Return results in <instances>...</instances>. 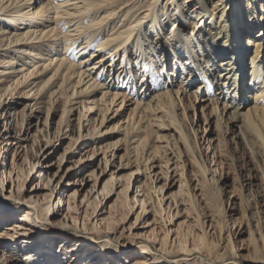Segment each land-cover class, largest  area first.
Returning <instances> with one entry per match:
<instances>
[{"label": "bare ground", "instance_id": "6f19581e", "mask_svg": "<svg viewBox=\"0 0 264 264\" xmlns=\"http://www.w3.org/2000/svg\"><path fill=\"white\" fill-rule=\"evenodd\" d=\"M10 88H19L24 107L34 101L31 112L43 111L46 127L51 110L55 112L58 108L54 105L60 103L61 122H66L67 128L58 133L70 143L59 168L41 172L40 166L50 168L51 162L42 161L54 150L58 134L44 133L42 127L30 131L29 123L21 135L10 134L18 111L10 110L13 103L0 104L6 143L16 144V160L24 158L30 163L26 179L29 173L35 177L30 195L18 196L11 187L7 190L15 209L26 208L15 222L5 223L1 234L13 237L8 246L15 239L21 245L34 239L28 236L34 230L23 223H30V215L63 224L55 216L71 206L81 221L66 222L69 225L64 227L80 234L63 240L82 244L86 258L106 256L102 264L116 259L121 248L134 243L138 244L137 259L128 261L130 264H189L184 257L195 259L196 253L209 261L205 264H228L223 262L228 255L219 243L220 234L225 233L222 242L232 252L237 247L225 221L204 215L194 206L193 193L185 181L175 179L180 173L173 170L178 166L173 142L162 143L159 134L154 141L161 143L147 149L149 133H141L142 123L151 122L166 130L165 135L172 134L171 130L185 140L183 128L189 117L183 98L191 96L195 102L199 92V102L208 104L218 117L223 110L235 128L253 137L256 150L252 151H263L258 158L264 161V0H0V96ZM47 103L50 107L45 108ZM123 108L128 111L118 127L127 135L128 146L118 155L119 138L109 141L110 135H103L99 128L111 109L110 120L125 112ZM75 111L78 113L72 120L77 135L72 134L69 124ZM78 142L84 143L81 155L87 154L62 169L65 155ZM99 154L103 166L99 173L93 172L95 179L84 178L86 170L76 181L66 180L75 166H83L85 158ZM16 168L22 174L19 163ZM168 170L173 171V177ZM142 174L147 178L145 186L137 183ZM13 180V174L4 173L1 182ZM68 184L77 186L66 188ZM43 196L51 203H42ZM115 197L117 201L109 211ZM98 198L109 201L99 213L86 210ZM118 209H122L119 216L115 213ZM190 210L194 212L193 222H175L182 212ZM153 214V221L145 217ZM130 215L133 222L128 231L133 239L123 242L122 224ZM138 227L141 230L131 231ZM97 228L105 229L100 242L91 238ZM108 228L112 230L106 231ZM119 228L123 229L119 232ZM248 236L256 251L258 245L251 231ZM136 238L140 241L135 242ZM153 248L160 252L157 258L148 255ZM28 258L23 259L33 264ZM260 258L264 260V252L254 261ZM6 260L3 257L0 264ZM13 264L20 262L13 260Z\"/></svg>", "mask_w": 264, "mask_h": 264}, {"label": "rangeland", "instance_id": "374dc122", "mask_svg": "<svg viewBox=\"0 0 264 264\" xmlns=\"http://www.w3.org/2000/svg\"><path fill=\"white\" fill-rule=\"evenodd\" d=\"M97 39L98 38H95L94 40ZM247 57H249V53ZM1 93L4 95L2 94V96H0V104L5 105V103H13L10 110L16 109L18 111L12 121L10 134L21 135L24 133L28 123L30 125V131L35 130L36 127H42L44 133L47 131L50 135L58 134L59 139L56 141L54 150L51 155L46 158V160L42 161L44 163L51 162L50 168L40 166L41 172H44L45 170H57L60 166V158L65 153L64 151L70 143V140L65 138L63 133H61L65 130V127L67 128L66 122H61L60 114L62 105H60V103L54 105V107L56 106L58 109L55 112L53 109L51 110L49 124L46 127L44 124V112L42 111L38 113L36 110H32L31 112L32 107H34L31 103L34 101H30V105L24 107L25 102H21V98L19 97V88H10L8 90L1 91ZM250 94L251 93H248V95ZM202 96L205 97V94L203 93ZM198 98H201L199 92L198 94L196 93L197 100L195 102L191 96L186 95L183 98L184 105L188 108V110H186V114L187 117H189L187 118L188 124L185 121L187 127L183 128L185 140L177 137V133L171 130L170 132H172V134L165 135L166 130L157 128V126L153 125L151 122H145L142 123L144 128L141 133H149L146 139V148H150L154 144L163 143L165 141L173 142L175 146L174 148L178 151V160L176 161L178 162V166L173 168V170L180 173V175L178 174L175 176V179L185 181L186 188L193 193L192 199L194 201V206L200 212H203L204 215H208L213 219L220 217L222 221H225L228 231H230V238L237 247L236 252H232L229 245L222 242L221 238L225 236V233L220 234L219 243H221L220 245H224V254L228 255L227 259L223 261L224 263L264 264V260L262 258H260L259 261H254L255 256H261L264 252V161L261 162L258 158L259 155L261 156V153L263 154V151L261 152V150L259 151V149H257L258 151H254L255 153H253L252 150L255 149L253 137L249 136V134L246 135L245 132H241V129L235 128V126L227 120V115H225L223 110L220 112V116L218 117L216 116L218 113H216L215 110L209 107L208 104H205V102H199ZM37 106L38 105H36V108ZM201 106L202 109L200 108ZM46 107H50V103L45 104V108ZM112 107V109H114L116 106L113 105ZM126 108H123V110H126L125 112H121V115H113V118L110 120L112 115L111 109L105 119V122L99 128L103 135H110L107 140L115 141V139L119 138L117 143V147H119L117 152L118 155L123 153V149L128 146V140L126 139L127 135L124 136L123 132L121 133L119 128L122 121L125 119V114L128 111ZM218 109H221V104L218 106ZM36 113H38V116L35 115ZM77 113L78 112L75 111L74 115L70 117V123L68 122L72 125L71 128L73 135L78 134L75 121L72 120L75 118ZM21 120H23V123ZM113 126H115V129L111 130V127ZM4 128V122L0 119V148H2L0 151V206H3L0 209V261L3 257H5L8 259L5 264H13V260L14 262H20V264H27L23 258L28 255L29 258L27 260H30L33 264L104 263L103 258H106V256H103L100 259L92 257L86 258L87 253L83 250L82 244L76 245L75 243L74 245L71 240L68 242L63 240L67 236L72 237L74 233L80 234L79 230L75 232L64 227V224L69 225L66 222H70V224H72L76 221H81L77 218L79 215L71 212V206H69L68 209H65L64 212H59V214L55 216L64 221L63 224L53 223L45 217L34 218L33 215H30V223L28 224L26 221H23V223L24 226L34 230L32 234H28V236L32 235L34 239L23 241L24 243L22 245L21 241L19 242L18 239H15V243H12L9 246L7 245L11 243L10 241L13 237H7L1 234L3 228L5 227V223L15 222L17 218L22 216L23 212L26 210L25 207L21 206L15 209L16 203L7 197V190H10L11 187L14 193L18 196L30 195L35 183V177L32 173H29V176L26 179L25 176L29 172L31 165L25 161L24 158L20 161L14 158L17 146L16 144L6 143V132H2ZM59 129L61 130L60 133H58ZM70 132L71 130L69 133ZM82 132L85 133L86 130L83 129ZM263 133L260 131L262 136ZM159 134L162 135L160 138L161 142H159V140L154 141L155 136H159ZM83 144L84 143L78 142L69 152H67L62 163V169H68L71 165L80 161V159L87 154L88 151L83 152L81 155V152L83 151ZM204 145H208V148H205ZM211 150H213V153ZM28 152L27 156L30 158L32 153L31 151ZM100 156L101 155L99 154L93 158H85L82 161L83 166L82 164L75 166L73 171L66 176V180L76 181L77 178H79L86 170L88 171L85 176L83 175L84 178L90 180L95 179L92 176L93 172L97 171V173H99L101 167L103 166ZM114 159L117 160V158ZM16 163H19L20 167H22V174L19 173L20 170L16 168ZM37 169L38 167L35 168V170ZM4 173L8 175L13 174V182H9L8 184V182L5 181V183H2L1 179ZM172 173L173 171L168 170V174L171 177L174 176ZM243 174L245 175L244 177ZM19 175L21 177L18 179ZM138 177L139 180L137 183L141 186H145L147 181L145 175L142 174ZM243 178L246 180L244 181ZM72 186L76 187L77 185L68 184L66 188ZM171 189L172 188H170L168 192ZM183 197L187 198L185 195ZM116 199L117 197L110 202L108 206L109 211L111 206L116 203ZM40 200L42 203H51L50 198L46 196L41 197ZM108 201L109 200L98 198L95 203H93L90 207H87L86 210H89L90 212L97 211V213H99L100 210L107 205ZM219 209H221L220 213ZM120 212H122V209H118L115 213L119 216ZM185 214H187V216ZM180 215L182 216H178L175 222L182 221L184 219L193 222L191 220V217H194V212L192 210L185 212L184 214L182 212ZM145 217L147 219L150 218L153 221L155 215L153 214L152 216L148 215ZM8 218H10V220L7 221ZM132 222L133 215H130L127 222L122 224V227L124 226L123 228L125 229L123 230L120 241H132L133 238L128 231L129 224ZM195 227L196 226H193V229L197 232V228ZM123 228H119V232ZM100 229L101 228H97V230H95L96 232L92 233L91 238L94 241L100 242L104 238L100 235L104 234L105 229ZM216 229L217 227L214 225L212 228V230H214V235ZM107 230L110 231L112 229L108 228L106 231ZM137 230L141 229L138 227L131 231L136 232ZM250 231L257 241L256 243L258 245V249L256 251H253L251 244L248 243V234ZM119 232L116 233V235H119ZM17 238H19V236ZM134 240L135 242L140 241L139 238ZM112 244H114V242H111V245ZM137 245V243H134L129 247L121 248L122 252L119 250V255L115 257L116 259H108L106 263L117 264L120 262L121 264H130L128 261H135L137 259V256H135V253H137ZM107 246H105V248H107ZM112 247L114 248V246ZM18 248H20V250L16 251ZM113 248L111 251H113ZM71 249L73 250L72 252ZM177 249L178 248L174 250ZM99 254L102 255V252ZM196 254L195 257L197 258L195 259L193 258L194 256H185L184 258L189 264H205L209 262L207 259H204ZM148 255H152L157 258L160 255V252L155 251L153 248V250L148 251ZM122 256L124 259L119 258ZM125 260H127V262Z\"/></svg>", "mask_w": 264, "mask_h": 264}]
</instances>
